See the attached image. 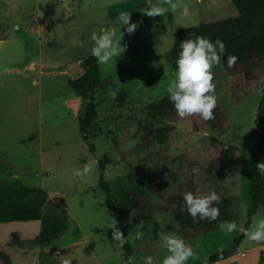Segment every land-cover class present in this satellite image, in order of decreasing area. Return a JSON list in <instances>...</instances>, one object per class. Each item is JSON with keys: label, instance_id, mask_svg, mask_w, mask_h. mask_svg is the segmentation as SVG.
I'll return each mask as SVG.
<instances>
[{"label": "rangeland", "instance_id": "1", "mask_svg": "<svg viewBox=\"0 0 264 264\" xmlns=\"http://www.w3.org/2000/svg\"><path fill=\"white\" fill-rule=\"evenodd\" d=\"M177 3L163 16H148L143 10L149 0H0V181L45 188L52 199L46 212L64 210L69 220L47 244L38 238L39 220L0 223V264H61L68 257L72 264H125L109 227L115 218L98 183L99 159L118 211L134 208L141 193L152 202L147 217L126 220L131 264H144L145 256L162 264L168 253L160 234L170 231L182 235L196 253L186 264H205L210 253L229 247L240 232L245 235L236 253L216 264L261 259L264 264V241L248 238L264 218V187L252 206L246 166L258 127L264 131V111L258 114L264 65L226 73L221 62L213 68L218 98L213 119L180 117L167 92L176 68L168 61L174 32L234 16L237 9L230 0ZM121 11L137 23L134 32L128 33L126 25L119 28ZM102 28H113L116 40L121 31L124 50L110 66L98 62L102 83L91 95L97 117L87 126L85 141L78 117L87 100L67 80L83 72L81 61L93 56L91 35ZM86 163L91 173L77 176L75 170ZM211 190L221 197L219 204L237 198V230L200 233L203 219L185 218L183 194ZM30 240L31 249L10 245Z\"/></svg>", "mask_w": 264, "mask_h": 264}, {"label": "trees", "instance_id": "2", "mask_svg": "<svg viewBox=\"0 0 264 264\" xmlns=\"http://www.w3.org/2000/svg\"><path fill=\"white\" fill-rule=\"evenodd\" d=\"M237 9V14L231 17L222 18L214 21L203 22L191 27L178 29L174 32V44L169 51L168 61L176 62L179 56L180 44L182 40L195 38L201 35L210 38L213 42L219 38L226 45V52L222 59V64L226 73H235L252 67L264 65V0H230ZM1 38V34H0ZM235 54L238 59L236 63L229 66L226 62L227 55ZM83 72L77 77H69L68 86L77 92L83 99H86V106L83 115L78 117L79 130L81 138L88 140L87 126L97 117L95 103L92 101V93L101 86V76L98 67V61L95 56H88L81 61ZM259 113L264 111V99L259 102ZM226 117L218 121L217 127L221 128ZM260 122L262 120L260 119ZM262 125L258 127L256 145L247 149V193L252 206H255L261 199L264 187V175L257 170L256 164L264 162V148ZM166 137L162 135L164 140ZM90 151H93V143H89ZM104 161L98 160L99 179L105 205L113 212L121 231L126 234L129 226L126 220H135L136 217H147L152 209V202L147 195L140 194L137 204L127 212H121L116 209V204L111 192L108 181L104 178ZM157 190V187H153ZM238 200L235 196H230L226 201L219 204L220 215L216 220L203 219L198 231L206 233L219 229L220 221H233L237 214ZM52 205L47 190L43 187L29 188L21 181L15 180L13 185H8L5 181H0V223L20 222L39 220V240L46 244L66 230L68 225V215L64 210L57 211L54 214L46 212V207ZM58 208V205H54ZM190 215L185 212V218ZM143 223V222H142ZM245 233L240 232L233 238L232 244L218 251L210 253L205 258V264H216L236 253L239 243ZM33 240L27 243L14 242L10 245L19 249H31ZM125 264H131L132 248L127 241L121 245ZM23 250V251H24ZM262 259L258 264H261Z\"/></svg>", "mask_w": 264, "mask_h": 264}, {"label": "clouds", "instance_id": "3", "mask_svg": "<svg viewBox=\"0 0 264 264\" xmlns=\"http://www.w3.org/2000/svg\"><path fill=\"white\" fill-rule=\"evenodd\" d=\"M178 7L177 0H156L155 3L149 0V7L143 11L148 16H163L170 9ZM184 14H188V8H184ZM119 28L125 25L126 31L132 33L137 28V23L130 22L131 15L128 11H121L117 16ZM116 40V31L113 28H102L99 33L93 32L91 40L94 42L91 47V54L103 66H110L124 49L121 45V37ZM179 56L176 59V68L173 72V79L169 82L167 92L168 99L172 102L177 114L180 117H188L198 114L203 120L213 119V109L217 106V95L215 94V83L213 68L221 64L226 52V45L223 40L217 38L214 42L205 36L196 35L195 38L182 40L180 44ZM238 57L235 54L227 55L226 62L229 66L236 63ZM257 170L264 175V162L256 164ZM92 167L85 164L82 169H76L77 176L90 174ZM193 171H197L194 169ZM221 197L215 190L204 193H194L187 191L183 194V210L193 218L216 220L220 215L219 201ZM159 219V216L156 217ZM110 224L112 228V239L121 245L125 240V235L119 227L117 221ZM179 222H177V225ZM142 227L138 225V228ZM218 227L227 233L237 230L235 221H220ZM143 235L141 230L136 232V237ZM161 244L167 250V255L162 259V264H186L190 258H196V253L190 243L178 232H167L160 234ZM248 238L252 241H264V218L256 222L255 229L248 233ZM144 264H153L151 256L143 257ZM61 264H72L71 258H64Z\"/></svg>", "mask_w": 264, "mask_h": 264}]
</instances>
